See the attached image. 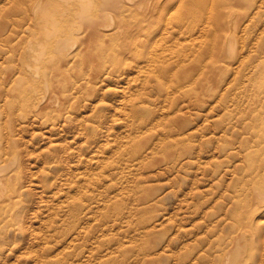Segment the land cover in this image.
Returning a JSON list of instances; mask_svg holds the SVG:
<instances>
[{
	"label": "rangeland",
	"instance_id": "rangeland-1",
	"mask_svg": "<svg viewBox=\"0 0 264 264\" xmlns=\"http://www.w3.org/2000/svg\"><path fill=\"white\" fill-rule=\"evenodd\" d=\"M25 1L0 0V264H264V0Z\"/></svg>",
	"mask_w": 264,
	"mask_h": 264
},
{
	"label": "bare ground",
	"instance_id": "bare-ground-1",
	"mask_svg": "<svg viewBox=\"0 0 264 264\" xmlns=\"http://www.w3.org/2000/svg\"><path fill=\"white\" fill-rule=\"evenodd\" d=\"M68 1H70V0H68ZM155 1L156 0H110L109 1V4L111 5V6H116V5H118V6H124L125 7V5H129V6H131L130 8L132 9H134L135 11H139V10H142V9H144L145 11H146V19L148 18L147 17V13L150 11V8L149 7H153L152 5L155 3ZM164 1V0H163ZM65 2V0H62V3H64ZM215 2V1H214ZM213 2V3H214ZM78 3V2H77ZM165 3V2H164ZM211 3H212V1H211ZM25 6H26V8H27V10H28V14H34V15H37V12H38V10L40 9V7H41V5H42V0H26L25 1ZM163 4V3H162ZM181 5V4H180ZM213 5V4H212ZM161 6V5H160ZM214 6V5H213ZM208 7V6H207ZM82 8V7H81ZM208 8H210V9H212L211 8V6L210 7H208ZM207 8V9H208ZM70 9V8H69ZM215 9V8H214ZM175 10V9H174ZM202 10V9H201ZM210 12V11H209ZM211 12H213V10H211ZM108 13V12H107ZM111 13V12H110ZM169 13V12H168ZM167 14V13H166ZM173 14V13H172ZM207 14V13H206ZM109 15V14H108ZM113 15V14H112ZM212 15V14H211ZM114 16V15H113ZM174 16V15H173ZM116 17V16H115ZM212 17V16H211ZM144 19V18H143ZM116 20V19H115ZM114 21V20H113ZM205 21V20H204ZM169 22H170V20H169ZM228 22V21H227ZM113 24H115L114 22H113ZM116 25V24H115ZM109 27V26H108ZM157 27V26H156ZM106 28V27H105ZM215 28V27H214ZM98 27H96L95 25L92 27V31H93V34L94 35H97V33H98ZM102 29V28H101ZM208 29V28H207ZM103 30V29H102ZM123 30V29H122ZM137 30V29H136ZM167 30V29H166ZM205 31V30H204ZM207 32V31H206ZM232 32V31H231ZM133 33V32H132ZM149 33V32H148ZM90 34V33H89ZM165 34V33H164ZM229 34V33H228ZM104 35H105V33H104ZM139 35V34H138ZM142 35V34H141ZM159 35V34H158ZM227 35V34H226ZM227 36H229V35H227ZM143 37V36H142ZM75 38V37H74ZM145 38V37H144ZM147 38V37H146ZM91 39V38H90ZM102 39H103V37H102ZM157 39V38H156ZM156 39L154 40V41H156ZM227 39V38H226ZM88 40V39H87ZM147 40V39H146ZM163 40H165V39H163ZM224 40V39H223ZM148 41V40H147ZM153 41V42H154ZM158 41H160V40H158ZM158 41H156V43H158ZM115 42V41H114ZM135 42V41H134ZM152 42V43H153ZM162 42H164V41H162ZM165 42H167V41H165ZM164 42V43H165ZM226 42V41H225ZM148 43V42H147ZM156 43H155V45H156ZM154 44V43H153ZM160 44H161V42H160ZM159 44V45H160ZM165 44H167V43H165ZM150 45H152V44H150ZM155 45H153V47H155ZM66 46V44L65 43H63V44H61V45H59V47H65ZM117 46V45H116ZM157 46V45H156ZM118 47V46H117ZM152 47V48H153ZM151 47H145L144 49H143V51H138V52H136V51H134L133 53H134V56L136 57V58H140L141 56H144V55H147L148 56V66H149V68L148 69H150L151 67H152V65L154 64V58L157 56L155 53L157 52L156 50H154V49H152ZM157 48H158V46H157ZM210 48V47H209ZM63 49V48H62ZM62 49H60V51H62ZM120 49V48H119ZM133 48H130V50H132ZM136 49V48H135ZM149 49H152V50H149ZM168 49V48H167ZM129 50V51H130ZM163 50V49H162ZM214 50V49H213ZM213 50H212V52H213ZM122 51V50H121ZM165 51H166V49H165ZM116 53V52H115ZM165 54H166V52H165ZM125 55V54H124ZM161 55V54H160ZM169 56V55H168ZM170 56H171V54H170ZM165 57V56H164ZM167 57V56H166ZM74 58V57H73ZM175 58V57H174ZM82 59V58H81ZM131 58H129V60H130ZM175 59H178V58H175ZM165 60V59H164ZM128 61V60H127ZM130 61H132V60H130ZM171 61H174L173 59L171 60ZM126 62V61H125ZM155 62H157V60L155 61ZM168 62H169V60H168ZM70 63V62H69ZM153 63V64H152ZM173 63V62H172ZM176 63V62H175ZM156 64V63H155ZM161 64H163V61L161 62ZM158 65H159V63H158ZM176 66V65H175ZM154 69H155V67H153ZM90 69V68H89ZM154 69L153 70H151V71H154ZM166 69H167V67L166 68H164V67H162V73L161 72H158V80H159V82L162 84V85H164V81H165V79H166V77H167V75H166ZM45 70V69H44ZM84 70V69H83ZM201 70V69H200ZM87 71V70H86ZM148 71H150V70H148ZM150 71V72H151ZM145 72V71H144ZM149 72V73H150ZM167 72H168V70H167ZM156 73V72H155ZM143 74V73H142ZM87 77V76H86ZM84 78V77H83ZM88 78V77H87ZM87 80V79H86ZM48 94V93H47ZM49 102V101H48ZM122 103H123V101H122ZM58 104V103H57ZM69 108V107H68ZM120 111V110H119ZM123 111V110H122ZM2 174V173H1ZM1 178H2V176H0V181H1ZM3 187V186H2ZM259 202V201H258ZM256 203V202H255ZM258 205H261V203H257ZM264 206V205H263ZM260 211H262V210H260Z\"/></svg>",
	"mask_w": 264,
	"mask_h": 264
}]
</instances>
